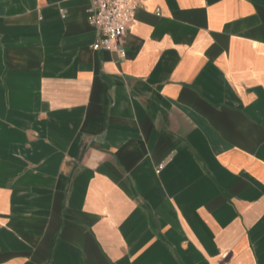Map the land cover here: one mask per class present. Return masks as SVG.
I'll use <instances>...</instances> for the list:
<instances>
[{
	"label": "crops",
	"instance_id": "crops-1",
	"mask_svg": "<svg viewBox=\"0 0 264 264\" xmlns=\"http://www.w3.org/2000/svg\"><path fill=\"white\" fill-rule=\"evenodd\" d=\"M89 5L0 0V264H264V0Z\"/></svg>",
	"mask_w": 264,
	"mask_h": 264
},
{
	"label": "built area",
	"instance_id": "built-area-1",
	"mask_svg": "<svg viewBox=\"0 0 264 264\" xmlns=\"http://www.w3.org/2000/svg\"><path fill=\"white\" fill-rule=\"evenodd\" d=\"M139 0H90L87 21L99 32V38L90 45L93 50H116L120 57L125 53L117 43L133 20ZM62 16H64L62 14Z\"/></svg>",
	"mask_w": 264,
	"mask_h": 264
}]
</instances>
